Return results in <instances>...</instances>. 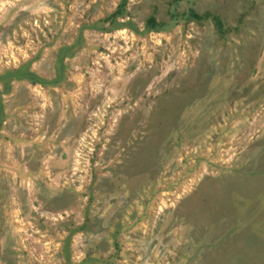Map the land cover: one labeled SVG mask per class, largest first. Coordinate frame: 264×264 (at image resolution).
Here are the masks:
<instances>
[{
  "label": "rangeland",
  "instance_id": "374dc122",
  "mask_svg": "<svg viewBox=\"0 0 264 264\" xmlns=\"http://www.w3.org/2000/svg\"><path fill=\"white\" fill-rule=\"evenodd\" d=\"M123 1L0 0V264H264V0Z\"/></svg>",
  "mask_w": 264,
  "mask_h": 264
},
{
  "label": "trees",
  "instance_id": "16d2710c",
  "mask_svg": "<svg viewBox=\"0 0 264 264\" xmlns=\"http://www.w3.org/2000/svg\"><path fill=\"white\" fill-rule=\"evenodd\" d=\"M126 4V0H124L123 2H122V5H121V8H123L124 7V5ZM122 10H119V12H121ZM196 15H198V14H196ZM149 23L150 24H148V27H150V28H156L158 25H159V23L157 22V20H156V18L155 17H150L149 18ZM69 237L70 236H68V239H69ZM68 239H67V241H68Z\"/></svg>",
  "mask_w": 264,
  "mask_h": 264
},
{
  "label": "bare ground",
  "instance_id": "6f19581e",
  "mask_svg": "<svg viewBox=\"0 0 264 264\" xmlns=\"http://www.w3.org/2000/svg\"><path fill=\"white\" fill-rule=\"evenodd\" d=\"M95 198V197H94Z\"/></svg>",
  "mask_w": 264,
  "mask_h": 264
}]
</instances>
